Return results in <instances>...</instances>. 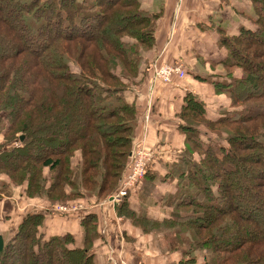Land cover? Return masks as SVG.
I'll list each match as a JSON object with an SVG mask.
<instances>
[{
	"label": "trees",
	"instance_id": "obj_1",
	"mask_svg": "<svg viewBox=\"0 0 264 264\" xmlns=\"http://www.w3.org/2000/svg\"><path fill=\"white\" fill-rule=\"evenodd\" d=\"M248 1L245 22L218 34L228 103L210 117L185 91L180 105L184 148L164 221L187 239L179 264L194 252L201 264H264V0ZM157 18L138 0H0V200L98 202L117 190L142 125L127 93L149 83ZM149 165L147 193L160 178ZM46 214L0 220V264H93L91 215L76 247L69 231L40 230Z\"/></svg>",
	"mask_w": 264,
	"mask_h": 264
},
{
	"label": "crops",
	"instance_id": "obj_2",
	"mask_svg": "<svg viewBox=\"0 0 264 264\" xmlns=\"http://www.w3.org/2000/svg\"><path fill=\"white\" fill-rule=\"evenodd\" d=\"M138 1L143 9L158 15L154 24L156 45L147 54L149 59L181 64L184 71L183 76H174L166 85L149 89V84H142L127 93L129 101H136L141 121L148 108L149 120L141 128L145 132L144 148L153 155L147 162L149 173L160 177L153 182V190L147 193V186L143 187L147 175L114 209L100 205L107 195L98 202L89 198L77 201L84 208L71 213L55 211L57 204L27 200L15 194L2 196L0 200V220L32 208L46 211L40 230L45 235L69 231L76 247L83 245L82 217L91 215L99 234L92 248L93 264H179L183 260L186 237H179L177 229L170 231L164 225L174 213L171 203L176 192L175 180L168 178V171L179 162L184 148L179 130L180 105L184 92L191 91L204 103L210 117L226 106L228 79L222 64L226 51L220 46L218 34L221 30L227 34L235 32L251 9L248 0ZM141 128L132 145L139 141ZM4 224L5 228L10 226V218ZM199 255V252L190 255L197 260L194 264L202 263Z\"/></svg>",
	"mask_w": 264,
	"mask_h": 264
},
{
	"label": "built area",
	"instance_id": "obj_3",
	"mask_svg": "<svg viewBox=\"0 0 264 264\" xmlns=\"http://www.w3.org/2000/svg\"><path fill=\"white\" fill-rule=\"evenodd\" d=\"M150 70V80H149V89H152L155 82L159 81L163 84H167L171 81L173 75H179L182 76L183 71L181 64H175V65H166L157 62L150 63L149 65ZM148 111V108H147ZM148 115L146 113L144 122H146ZM145 132H143L142 137L140 141L136 142L134 145H132V148L130 149V155L128 162L126 163V166L121 174V179L119 182V186L117 190L109 196L104 199L100 205H110L112 209H114L116 206L120 205L123 198L126 196L127 191L129 188L135 186L138 181L140 182L145 174L147 162L151 159L153 156L151 152L147 151L144 148L145 143ZM18 145V142H16ZM54 210L61 212V213H71L76 212L83 207L82 204L74 202V203H60L54 206Z\"/></svg>",
	"mask_w": 264,
	"mask_h": 264
},
{
	"label": "rangeland",
	"instance_id": "obj_4",
	"mask_svg": "<svg viewBox=\"0 0 264 264\" xmlns=\"http://www.w3.org/2000/svg\"><path fill=\"white\" fill-rule=\"evenodd\" d=\"M169 42H170V41H169ZM155 45H156V42H155ZM157 61H158V58L155 59L154 61H152L151 63H153V62H157ZM163 64L171 65V66H172V64H168V63H162V65H163ZM176 65H177V64H176ZM182 71H183V66H182ZM183 73H184V71H183ZM183 75H184V74H182V76H183ZM149 91H151V90H149ZM144 111H145V110H144ZM146 113H147V110H146L145 112H143V115H142V124H143V122H144V118H145ZM146 121H148V117H147ZM142 134H143V131H142V128H141L139 141H140V139H141V137H142ZM215 143H216V142H215ZM14 144L17 145L16 142H15ZM2 234H3L4 236H6V235H7V231H6V230L3 231Z\"/></svg>",
	"mask_w": 264,
	"mask_h": 264
},
{
	"label": "water",
	"instance_id": "obj_5",
	"mask_svg": "<svg viewBox=\"0 0 264 264\" xmlns=\"http://www.w3.org/2000/svg\"><path fill=\"white\" fill-rule=\"evenodd\" d=\"M22 139V136L20 137V140Z\"/></svg>",
	"mask_w": 264,
	"mask_h": 264
},
{
	"label": "bare ground",
	"instance_id": "obj_6",
	"mask_svg": "<svg viewBox=\"0 0 264 264\" xmlns=\"http://www.w3.org/2000/svg\"><path fill=\"white\" fill-rule=\"evenodd\" d=\"M131 152V151H130Z\"/></svg>",
	"mask_w": 264,
	"mask_h": 264
}]
</instances>
